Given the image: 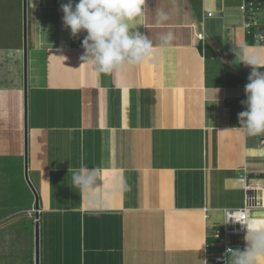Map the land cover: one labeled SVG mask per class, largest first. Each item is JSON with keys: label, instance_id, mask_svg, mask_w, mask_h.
Returning a JSON list of instances; mask_svg holds the SVG:
<instances>
[{"label": "crops", "instance_id": "0c3cea01", "mask_svg": "<svg viewBox=\"0 0 264 264\" xmlns=\"http://www.w3.org/2000/svg\"><path fill=\"white\" fill-rule=\"evenodd\" d=\"M242 1L146 0L130 28L154 49L171 32V45L98 76L80 60L86 33L73 37L63 25L68 0H26L24 158L23 38L0 28V95L20 97L14 119L0 107V131L13 125L20 141H0V163L15 157L14 179L24 170L33 189L28 209L0 208V264L36 263V227L38 264H206L208 236L225 210L248 207L247 224L264 220V135L234 128L251 72L240 57H264L255 30L245 32ZM161 11L169 18L157 23ZM85 167L98 174L89 191L72 180ZM240 176L261 186L246 188ZM245 234L232 250H244Z\"/></svg>", "mask_w": 264, "mask_h": 264}, {"label": "clouds", "instance_id": "9594fccd", "mask_svg": "<svg viewBox=\"0 0 264 264\" xmlns=\"http://www.w3.org/2000/svg\"><path fill=\"white\" fill-rule=\"evenodd\" d=\"M146 0H72L62 4V22L70 29L73 37L86 33L81 46L84 50L81 62L91 65L99 75L111 74L125 67H135L148 57H158L174 40V34L164 33L160 36L158 46L140 31L130 28L129 24L145 15ZM163 11L157 14V23L168 20ZM264 39V33L258 34ZM236 55V53H235ZM239 63L251 67L244 86L245 99L241 101L244 111L237 114L238 126L234 127L245 138L264 135V57L259 53L241 55ZM215 94L219 89H214ZM96 169H80L72 177L73 185L83 191L92 189L96 178ZM226 219L225 223H229ZM232 222H239L231 219ZM242 224V223H241ZM246 229L244 250H232L231 264H258L264 258V220H255L242 224Z\"/></svg>", "mask_w": 264, "mask_h": 264}, {"label": "built area", "instance_id": "2783aa9c", "mask_svg": "<svg viewBox=\"0 0 264 264\" xmlns=\"http://www.w3.org/2000/svg\"><path fill=\"white\" fill-rule=\"evenodd\" d=\"M239 8L243 14L246 34H250L251 30L254 29L253 39L255 45L264 46V39H258V34L264 33V17L261 15L264 11V0H243ZM202 39L203 35H198V40ZM239 179L246 188L259 189L261 186L258 181L247 177L240 176ZM229 218V223L214 228L210 234L213 242L206 246V264H225L227 256L231 253L227 250L232 249V241L245 232V227L242 224L248 223L250 208L225 210L223 212V223ZM231 219L239 222H232Z\"/></svg>", "mask_w": 264, "mask_h": 264}, {"label": "rangeland", "instance_id": "374dc122", "mask_svg": "<svg viewBox=\"0 0 264 264\" xmlns=\"http://www.w3.org/2000/svg\"><path fill=\"white\" fill-rule=\"evenodd\" d=\"M10 1L13 3V5H15L13 10L8 9V5H10ZM15 1L17 2V4H15ZM20 2H22V0H20ZM17 5H19L18 0H0V28L3 31L5 28V30L7 32L11 29L14 30V32H16L15 35L18 38L22 34L21 29H23L22 28L23 24L21 23V25H20L21 19L23 22V9H22V14H20L19 8ZM21 8H22V4H21ZM26 17H27V12H26ZM4 19H5V21H4ZM23 57H24V54H23ZM23 66H24V62H23ZM23 90H24V87H23ZM3 97H4L5 103H7V105L10 106L9 107L10 109H7V107H4L1 103H0V107L2 109L5 108L6 111H8V112H11L13 119H14V116H15L14 113H16V108H15L16 106L14 107L13 104L15 105L16 103H18L17 105H19L20 97L18 95H6V93L4 94V96L0 95V98H3ZM10 97L13 98L12 99L13 102L8 101L9 99H11ZM22 97H23L22 102H24V92L23 91H22ZM14 130H16V128L14 129L13 125H8L7 126L8 132L7 133L2 134V131H0V141H3L4 142L3 144L7 148L8 147L14 148L15 147L14 143L16 142V139H17V142L20 143L19 138L11 137L12 135L16 136L13 134ZM24 134H25V132H23V144H22L23 158H24L25 149H26V147H25V135ZM17 137H20V134H18ZM7 148H6V150H7ZM2 152H4V151H2ZM7 153H9V152H7ZM8 159H9V157H8ZM8 159H5V161H4L5 164L3 163V161L0 163V190H5L8 194V197H10V198L5 197L6 196L5 194H3V195L0 194V208L8 207L7 201H9L10 203L13 204L12 206L22 207L21 210L28 209L30 207V199H31V197H33V194H32V191L30 189V186L28 185V183L24 177L25 176L24 170H23V176L19 179V181H16L14 179V177H15L14 171H16V173L18 174L19 172H21V170H20L21 168L19 166H17V167L12 166L14 163L15 157L11 156L10 159L9 160ZM23 163H24V161H23ZM2 165H6V166H2ZM2 172L3 173L5 172L6 177L2 176ZM10 180L16 181V183H14V181L12 182V183H14V186H12L11 184L8 183V181H10ZM1 211H2V209H0V212Z\"/></svg>", "mask_w": 264, "mask_h": 264}, {"label": "water", "instance_id": "95a60500", "mask_svg": "<svg viewBox=\"0 0 264 264\" xmlns=\"http://www.w3.org/2000/svg\"><path fill=\"white\" fill-rule=\"evenodd\" d=\"M22 9H23V22H22V24H23V26H22V28H23L22 29V38L23 39L22 40H23V54H24V57H23V59H24V85H23L24 90H23V92H24V132H25L26 131V124H25V121H26V119H25V113H26V86H25L26 85L25 84L26 67L25 66H26V51H27V45H26V43H27L26 0H22ZM25 179H26L28 185L30 186L31 190H33L31 185L29 184V182L27 180L26 174H25ZM35 199H36V197H35ZM35 246H36L35 247L36 248V250H35L36 263L35 264H38V227L35 228Z\"/></svg>", "mask_w": 264, "mask_h": 264}, {"label": "trees", "instance_id": "16d2710c", "mask_svg": "<svg viewBox=\"0 0 264 264\" xmlns=\"http://www.w3.org/2000/svg\"><path fill=\"white\" fill-rule=\"evenodd\" d=\"M213 230H214V229H213ZM213 230H212V231H213ZM208 238H209V239H207V240H208V244H207V245H209V244H211V243L213 242L212 239H210V238H211L210 235L208 236Z\"/></svg>", "mask_w": 264, "mask_h": 264}]
</instances>
